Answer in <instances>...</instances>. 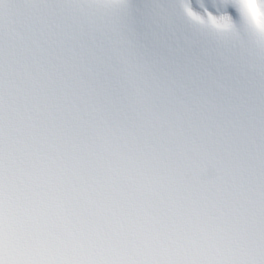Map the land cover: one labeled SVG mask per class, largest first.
Here are the masks:
<instances>
[{"label": "snow or ice", "instance_id": "snow-or-ice-1", "mask_svg": "<svg viewBox=\"0 0 264 264\" xmlns=\"http://www.w3.org/2000/svg\"><path fill=\"white\" fill-rule=\"evenodd\" d=\"M0 264H264V0H0Z\"/></svg>", "mask_w": 264, "mask_h": 264}]
</instances>
